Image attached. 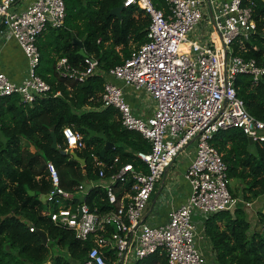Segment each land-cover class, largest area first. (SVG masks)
I'll return each instance as SVG.
<instances>
[{"label":"built area","instance_id":"2783aa9c","mask_svg":"<svg viewBox=\"0 0 264 264\" xmlns=\"http://www.w3.org/2000/svg\"><path fill=\"white\" fill-rule=\"evenodd\" d=\"M167 11L152 0H123V8L138 7L149 18L146 42L131 51L120 65L100 71L99 61L83 57L82 69L66 58L57 62L60 76L83 83L100 74L103 84L101 108L117 111L121 125L139 133L148 152H136L138 166L121 163L119 157L104 162L91 154L97 180L85 181L71 192L60 187L52 163L47 164L51 190L41 215L57 228L72 232L82 243L92 242L82 264H136L153 254H164L167 264H208L197 247L193 215L204 220L220 212L234 211L237 204L249 211L252 204L233 197L227 166L210 141L218 131L239 129L253 143H264V121L253 117L237 96L240 75L257 84L264 78V63L235 54L234 46L246 50L257 27L242 0H163ZM65 19L63 0H0V35L12 38L24 54L28 71L19 84L0 72V98L18 95L32 103L50 87L37 74L38 37L47 29L61 27ZM206 20L207 40L189 38ZM122 87L145 92L154 102L152 115L141 119L132 112ZM59 95L56 93L55 96ZM65 151L86 149L83 137L70 127L62 129ZM190 145L194 154L184 179L190 186L188 200L168 214L164 224L147 223L146 212L157 184L175 159ZM101 189L104 203L90 207L85 197ZM30 226L29 231L34 232Z\"/></svg>","mask_w":264,"mask_h":264},{"label":"trees","instance_id":"16d2710c","mask_svg":"<svg viewBox=\"0 0 264 264\" xmlns=\"http://www.w3.org/2000/svg\"><path fill=\"white\" fill-rule=\"evenodd\" d=\"M249 7L257 32L246 50L234 46L235 54L264 63V0H242ZM65 19L57 29L47 28L37 39L39 64L36 74L50 87L43 97L24 103L18 95L0 98V264H82L92 242L77 241L72 232L57 228L41 215L46 208L40 196L51 190L47 164L52 163L59 176L60 187L71 192L77 185L97 180L91 154L110 162L119 157L121 163L138 166L136 152H148L149 144L142 136L125 129L112 108H101L103 84L100 74L83 83L60 76L57 62L66 58L74 69H82L84 54L99 61L104 72L120 65L146 42L148 16L136 6L122 8L119 16L111 11L123 0H63ZM156 9L167 11L163 0H152ZM77 42L80 43V47ZM237 96L246 110L264 121V78L254 84L249 76L236 78ZM56 93L59 95L55 96ZM70 127L82 135L86 149L75 151L85 160L84 168L65 150L62 129ZM87 130L103 132L112 150L100 156L102 140L88 139ZM54 134L57 150L51 148ZM239 129L218 131L210 141L227 166V177L236 183L233 197L244 202L261 198L257 211L258 230L250 233L244 205L234 211L220 212L204 220V233L210 240L215 264H264V143L248 142ZM34 195L31 196L30 193ZM101 189H92L85 197L90 207L104 203ZM33 226L34 232L29 231ZM42 232L47 243L43 244ZM55 244L59 254L50 253ZM136 264H167L164 254H153Z\"/></svg>","mask_w":264,"mask_h":264},{"label":"crops","instance_id":"0c3cea01","mask_svg":"<svg viewBox=\"0 0 264 264\" xmlns=\"http://www.w3.org/2000/svg\"><path fill=\"white\" fill-rule=\"evenodd\" d=\"M209 33L210 26L208 25L207 21L204 20L202 26L192 34V37H199L201 39L207 40ZM27 71V60L16 41L12 38L8 39L4 35H0V72L5 74V76L11 82L19 84L26 78ZM110 81L122 88L125 100L130 105L135 116L141 119H146L152 115L155 104L145 92L122 87L120 82L112 79H110ZM143 98H145L146 101H151V104L146 109L144 106H141L140 101H138V99L141 100ZM193 154L194 149L192 151L184 150L181 152L167 170L163 180L159 185L157 184L155 193L151 197V202L149 203V206L143 215V218H145L144 220L147 223H151L153 225L164 224L168 220L169 212L178 208L188 200L190 195V186L183 178L185 171L192 160ZM172 170L180 171L179 177H183V182H180L179 180V183H176V186H174L172 183H168L167 181L168 177L171 178L170 181L176 180V176L172 177ZM192 221L196 226L198 235L197 247L206 257L207 263L209 264V260H213V255L211 253L210 240L205 236L204 233V219L195 214L192 216ZM202 240L205 242V247L201 245ZM143 260H140V262Z\"/></svg>","mask_w":264,"mask_h":264},{"label":"rangeland","instance_id":"374dc122","mask_svg":"<svg viewBox=\"0 0 264 264\" xmlns=\"http://www.w3.org/2000/svg\"><path fill=\"white\" fill-rule=\"evenodd\" d=\"M24 1L25 0H23V2ZM188 37L191 38L192 40H194L193 37H192V34L189 35ZM138 101H140L141 106H144L145 109L151 104V101H146L145 98H143L141 100L138 99ZM193 149H194V145H190L187 148H185V150H187V151H192ZM171 174H172V177L176 176V180L170 181L171 178L168 177V179H167L168 183H172V184H174V186H176V183H179V180H180V182H183V180H182L183 177L182 176L179 177L180 176V171H173L172 170L171 171ZM160 182L158 183V185L160 184ZM236 186L237 185H236L235 182H233V181H230L229 182V187L232 189L233 192H235L234 189H235ZM237 196L240 197L239 195H237ZM250 203L252 204V206H251L250 210L249 211H246V212H247V220H248V222L251 225L250 233H252L253 231H257L258 230V216H257V211L260 210L261 207H262L261 198H258L256 200H254V202L253 201H250ZM237 206H239V204H237ZM201 245L203 247H205L204 240H202V244ZM50 253L53 256L59 254V251H58V249H57V247H56L55 244L52 245V248L50 249ZM209 264H215V263H214L213 260L212 261L209 260Z\"/></svg>","mask_w":264,"mask_h":264},{"label":"water","instance_id":"95a60500","mask_svg":"<svg viewBox=\"0 0 264 264\" xmlns=\"http://www.w3.org/2000/svg\"><path fill=\"white\" fill-rule=\"evenodd\" d=\"M123 6L119 7V8H116L114 10L111 11V14L115 15V16H119V13L120 11L122 10ZM78 46L80 47V43L77 42ZM82 57H86V55L84 54L83 50L80 49L79 52H78ZM87 133H88V139H91V138H97V139H100L103 141L104 143V147L102 148V150L100 151V156L101 157H104L105 153L109 150H112L114 148V145L110 142L107 141L106 137L104 136L103 132H99V133H95L91 130H87ZM51 138H52V144H51V148L53 150H57L58 147H57V143H56V139H55V136L54 134L52 133L51 134ZM248 139V142L250 144L253 143L252 139L251 138H247ZM59 153L62 155V156H66V155H70L74 160L78 161L81 166L84 168V165H85V160L83 159H80L79 157H77V155L75 154V152L73 151H69V152H66L65 150H58ZM31 196L34 195L33 192L30 193ZM46 199H47V195H42L40 196V200L43 204H46ZM145 219V218H144ZM40 236L43 240V244H46L47 243V238L46 236L40 232Z\"/></svg>","mask_w":264,"mask_h":264}]
</instances>
